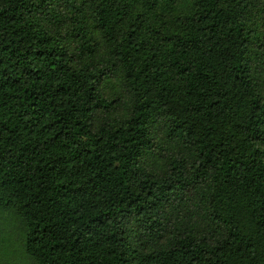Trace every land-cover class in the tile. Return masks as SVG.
Segmentation results:
<instances>
[{"label": "trees", "instance_id": "trees-1", "mask_svg": "<svg viewBox=\"0 0 264 264\" xmlns=\"http://www.w3.org/2000/svg\"><path fill=\"white\" fill-rule=\"evenodd\" d=\"M259 7L0 0V264H264Z\"/></svg>", "mask_w": 264, "mask_h": 264}, {"label": "rangeland", "instance_id": "rangeland-1", "mask_svg": "<svg viewBox=\"0 0 264 264\" xmlns=\"http://www.w3.org/2000/svg\"><path fill=\"white\" fill-rule=\"evenodd\" d=\"M259 7V15L260 19H257V26L259 31H263L264 33V2L263 0H258ZM264 79V77H262ZM264 82V81H263ZM101 91L102 95L106 99H123L125 97L123 90L118 85L116 76H109L108 78H105L101 85ZM123 113V110L121 106L116 107L114 109L113 115Z\"/></svg>", "mask_w": 264, "mask_h": 264}]
</instances>
